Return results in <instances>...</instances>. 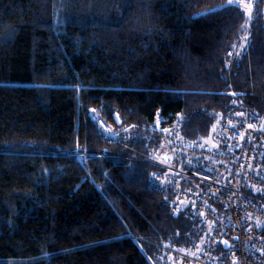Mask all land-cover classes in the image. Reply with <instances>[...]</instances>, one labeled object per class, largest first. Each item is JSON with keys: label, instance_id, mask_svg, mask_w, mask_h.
<instances>
[{"label": "trees", "instance_id": "trees-1", "mask_svg": "<svg viewBox=\"0 0 264 264\" xmlns=\"http://www.w3.org/2000/svg\"><path fill=\"white\" fill-rule=\"evenodd\" d=\"M227 1L0 0V264L198 253L152 162L177 122L204 143L264 116V0Z\"/></svg>", "mask_w": 264, "mask_h": 264}, {"label": "built area", "instance_id": "built-area-1", "mask_svg": "<svg viewBox=\"0 0 264 264\" xmlns=\"http://www.w3.org/2000/svg\"><path fill=\"white\" fill-rule=\"evenodd\" d=\"M242 119L204 143L183 142L179 122L156 133L152 163L173 190L171 211L188 208L206 229L197 254L169 251L171 263L264 264V128Z\"/></svg>", "mask_w": 264, "mask_h": 264}, {"label": "rangeland", "instance_id": "rangeland-1", "mask_svg": "<svg viewBox=\"0 0 264 264\" xmlns=\"http://www.w3.org/2000/svg\"><path fill=\"white\" fill-rule=\"evenodd\" d=\"M227 4H229V0L227 1ZM231 4L239 5L244 10L248 21H250L252 19L251 16H252V11L254 9V0H231ZM243 43H244V40L242 41V44ZM256 122H257V125L259 128H264V116L258 118V120ZM218 131H219V129L217 131L214 129L211 137H214Z\"/></svg>", "mask_w": 264, "mask_h": 264}, {"label": "snow or ice", "instance_id": "snow-or-ice-1", "mask_svg": "<svg viewBox=\"0 0 264 264\" xmlns=\"http://www.w3.org/2000/svg\"><path fill=\"white\" fill-rule=\"evenodd\" d=\"M229 6L239 7L238 5H232V4H231V0H229V5H226L225 7H229ZM211 11H212V12H215L216 10L213 9V10H211ZM206 14H210V13H202L201 15H206ZM249 127H252V125H249ZM225 243H227V242H225Z\"/></svg>", "mask_w": 264, "mask_h": 264}]
</instances>
